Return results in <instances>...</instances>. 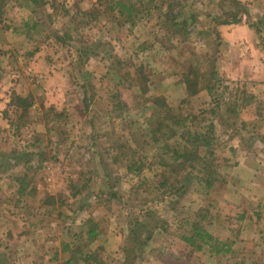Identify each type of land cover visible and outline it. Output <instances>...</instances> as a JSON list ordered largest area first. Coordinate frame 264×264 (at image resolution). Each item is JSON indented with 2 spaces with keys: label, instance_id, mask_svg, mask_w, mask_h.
Instances as JSON below:
<instances>
[{
  "label": "rangeland",
  "instance_id": "374dc122",
  "mask_svg": "<svg viewBox=\"0 0 264 264\" xmlns=\"http://www.w3.org/2000/svg\"><path fill=\"white\" fill-rule=\"evenodd\" d=\"M238 1L235 7L232 0H50L48 17L22 0H4L0 264H83L79 254L67 263L69 252L61 248L76 247L90 216L100 229L90 249L102 264L209 260L206 252L193 254L181 236L199 219L198 209L208 205L215 213L216 201L196 184L173 208L150 201L162 169L157 145L144 133L154 97L173 107L187 97L180 76L193 53L210 61L198 63L201 72L213 64L217 85L188 97L181 113L203 111L194 122L201 130L213 124L217 169L231 163L235 141V149H256L251 131L264 118V0ZM169 5L187 25L164 17ZM234 10L240 23L216 22V15ZM246 93L253 98L244 104ZM13 94L29 97L25 112L10 104ZM231 103L238 104L236 113ZM129 152L142 163L139 173L127 171ZM147 207L149 222L158 217L165 228L154 229L143 251L132 253L130 219ZM206 229L219 238V227Z\"/></svg>",
  "mask_w": 264,
  "mask_h": 264
},
{
  "label": "trees",
  "instance_id": "16d2710c",
  "mask_svg": "<svg viewBox=\"0 0 264 264\" xmlns=\"http://www.w3.org/2000/svg\"><path fill=\"white\" fill-rule=\"evenodd\" d=\"M22 1L27 6L33 8V10L41 8L43 12H46L48 6L52 7L50 0ZM232 1L235 3V7L236 5H240L238 0ZM3 2L4 0H0V5ZM117 4H119L117 6L122 13L125 10L124 4L118 1ZM168 7L164 12L166 19H171L178 26L180 23L187 25L185 19L177 21V17L172 15L171 5ZM130 8L127 7V13L129 14L132 12ZM239 13V10H234L222 16L216 15L215 20L218 24H238L241 22ZM46 15L50 16L47 12ZM190 17H193V14ZM185 60L188 64L184 67L186 71L181 74L180 80L185 86L187 97L180 100L176 107L169 105L163 96L154 97L152 102L153 113L147 119V127L144 133V136L148 137L151 144L157 145V164L162 169L157 175L159 179L153 187L155 192L157 191V195L150 201H154L157 205L165 202V204L170 205L172 208L186 195L194 184L208 190L215 183L222 180L221 173L217 169L216 158L211 150V143L215 139L213 124L208 121L207 126L201 130L194 126V122L201 116L203 111H200L198 115L181 113V105L188 101V97L195 95L200 90H207L210 93L214 90L217 85V80L215 79L217 76L216 69L211 64V69L208 67L204 72H201V67L198 66L200 65L198 63L201 62L203 65L210 61L206 58H201L197 54L192 53ZM213 80H215V83H212ZM243 93L245 92L243 91ZM28 98V96L22 97L13 94L10 104L16 109L25 112L30 105ZM242 98L244 102L246 101L244 104H247L253 98V95L250 96V94L246 93ZM230 105L228 108H230ZM237 107L238 104L233 103L231 105L232 112L236 113ZM210 113H214V111ZM203 119L206 121L205 117ZM129 154L131 155V159L127 161V171L139 173L142 163L140 162L139 164V161L134 159L133 154L130 152ZM21 187L24 186L21 185ZM21 187L19 188L20 193H22ZM149 208L141 209V212L144 211L143 213H137L130 219V224L133 226L129 234V239H131V244H133L130 250L132 253L137 250L143 251L144 247L149 243L154 229L165 228V221L160 220L158 217L153 219V224L149 222L147 216L152 214V210ZM195 214L198 215L199 219L189 223L190 231L182 235L181 239L195 250H200L203 246H209L216 254L221 251L226 252L229 244L218 240L206 229L208 225V220L205 221L208 214L207 207L198 209ZM99 234V223L90 216L82 223V231L76 235V238H78L75 243L76 247L64 244L61 248V252H69L67 263H71L75 259V254H79L78 260L83 264H102L103 257L101 254L95 249H90V246L93 245ZM78 243L80 244L78 245Z\"/></svg>",
  "mask_w": 264,
  "mask_h": 264
},
{
  "label": "crops",
  "instance_id": "0c3cea01",
  "mask_svg": "<svg viewBox=\"0 0 264 264\" xmlns=\"http://www.w3.org/2000/svg\"><path fill=\"white\" fill-rule=\"evenodd\" d=\"M255 123L251 134H257L256 149H235V141L233 149H228L233 150L231 163L220 170L223 181L208 191L210 202L216 201L212 202L216 211H208L207 228L219 227L218 239L229 246L226 252L218 254L209 246L192 251L206 252L209 260L203 259V264H264V118ZM212 193L218 195L217 200Z\"/></svg>",
  "mask_w": 264,
  "mask_h": 264
}]
</instances>
